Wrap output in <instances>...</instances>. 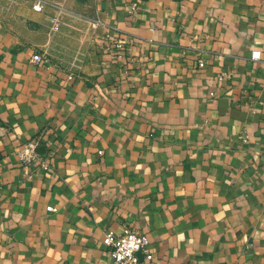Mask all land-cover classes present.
Listing matches in <instances>:
<instances>
[{
	"label": "crops",
	"instance_id": "1",
	"mask_svg": "<svg viewBox=\"0 0 264 264\" xmlns=\"http://www.w3.org/2000/svg\"><path fill=\"white\" fill-rule=\"evenodd\" d=\"M44 1L0 0V264H264V0Z\"/></svg>",
	"mask_w": 264,
	"mask_h": 264
},
{
	"label": "built area",
	"instance_id": "2",
	"mask_svg": "<svg viewBox=\"0 0 264 264\" xmlns=\"http://www.w3.org/2000/svg\"><path fill=\"white\" fill-rule=\"evenodd\" d=\"M18 2H27L31 5L33 11L39 12L42 10L45 5L44 0H2V3L6 6V9H9L11 6L16 5ZM59 14H72L77 18H82L79 15L65 9L61 5L57 6ZM97 23L94 21L90 22V28L93 30L96 28ZM47 34L54 35L60 30V23L56 17L53 21H50L46 27ZM131 44V40L126 37L116 36L112 37L110 42L105 46V48L111 49L113 51L122 52L125 45ZM261 56L260 51L253 50L251 52L250 58L252 60H258ZM30 62L34 65H39L42 63L48 62L47 49H43L34 53ZM203 64L199 63L201 67ZM71 78V76H69ZM39 144L38 139L30 140L27 143H24L16 148L15 156L18 161L23 165H31L35 161H39L42 157L37 151ZM42 168L44 170L48 169L47 162H41ZM47 211H55L53 207H47ZM102 243L106 247L107 252L111 260L115 264H139L140 258L144 260H150L152 255L148 252V239L143 234H140L130 227H123L119 233H116L112 230H106L102 235Z\"/></svg>",
	"mask_w": 264,
	"mask_h": 264
},
{
	"label": "rangeland",
	"instance_id": "3",
	"mask_svg": "<svg viewBox=\"0 0 264 264\" xmlns=\"http://www.w3.org/2000/svg\"><path fill=\"white\" fill-rule=\"evenodd\" d=\"M69 10V9H68ZM61 16H62V19L60 20V27H61V25L62 26H64L65 24H63V23H65L64 21H68V20H73V19H76L77 17L76 16H73L72 14H65V15H62V14H60ZM58 18V17H57ZM58 20H59V18H58ZM63 22V23H62ZM60 31L61 30H59V32L58 33H60ZM51 37L53 36V35H50Z\"/></svg>",
	"mask_w": 264,
	"mask_h": 264
},
{
	"label": "water",
	"instance_id": "4",
	"mask_svg": "<svg viewBox=\"0 0 264 264\" xmlns=\"http://www.w3.org/2000/svg\"><path fill=\"white\" fill-rule=\"evenodd\" d=\"M37 151L40 155H44L45 154V147L44 146H40L37 148Z\"/></svg>",
	"mask_w": 264,
	"mask_h": 264
}]
</instances>
